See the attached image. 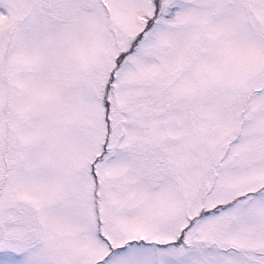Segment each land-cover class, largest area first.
Returning <instances> with one entry per match:
<instances>
[{
    "label": "snow or ice",
    "instance_id": "1",
    "mask_svg": "<svg viewBox=\"0 0 264 264\" xmlns=\"http://www.w3.org/2000/svg\"><path fill=\"white\" fill-rule=\"evenodd\" d=\"M0 264H264V0H0Z\"/></svg>",
    "mask_w": 264,
    "mask_h": 264
}]
</instances>
